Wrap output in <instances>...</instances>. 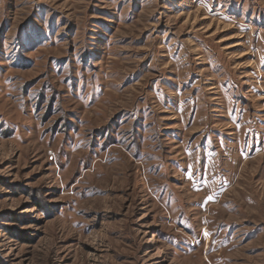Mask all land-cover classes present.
Masks as SVG:
<instances>
[{"label":"rangeland","instance_id":"rangeland-1","mask_svg":"<svg viewBox=\"0 0 264 264\" xmlns=\"http://www.w3.org/2000/svg\"><path fill=\"white\" fill-rule=\"evenodd\" d=\"M0 264H264V0H0Z\"/></svg>","mask_w":264,"mask_h":264},{"label":"snow or ice","instance_id":"snow-or-ice-1","mask_svg":"<svg viewBox=\"0 0 264 264\" xmlns=\"http://www.w3.org/2000/svg\"><path fill=\"white\" fill-rule=\"evenodd\" d=\"M209 199H211V197H209Z\"/></svg>","mask_w":264,"mask_h":264}]
</instances>
